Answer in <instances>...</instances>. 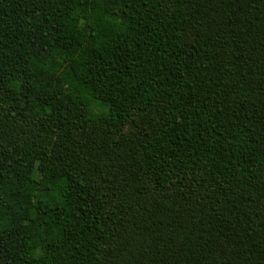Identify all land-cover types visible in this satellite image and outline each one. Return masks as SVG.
<instances>
[{
    "label": "trees",
    "instance_id": "1",
    "mask_svg": "<svg viewBox=\"0 0 264 264\" xmlns=\"http://www.w3.org/2000/svg\"><path fill=\"white\" fill-rule=\"evenodd\" d=\"M0 264H264V0H0Z\"/></svg>",
    "mask_w": 264,
    "mask_h": 264
}]
</instances>
